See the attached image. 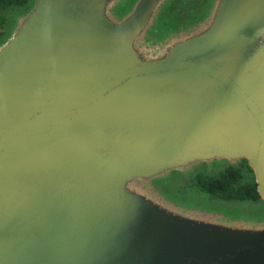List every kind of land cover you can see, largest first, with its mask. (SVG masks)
<instances>
[{
	"label": "water",
	"instance_id": "95a60500",
	"mask_svg": "<svg viewBox=\"0 0 264 264\" xmlns=\"http://www.w3.org/2000/svg\"><path fill=\"white\" fill-rule=\"evenodd\" d=\"M0 15V264H264V0ZM243 162L258 200L194 187Z\"/></svg>",
	"mask_w": 264,
	"mask_h": 264
},
{
	"label": "trees",
	"instance_id": "16d2710c",
	"mask_svg": "<svg viewBox=\"0 0 264 264\" xmlns=\"http://www.w3.org/2000/svg\"><path fill=\"white\" fill-rule=\"evenodd\" d=\"M25 2L26 0H0V10L11 5H23ZM2 22L0 15V28ZM244 168L252 174L250 179H245ZM194 187L210 197L222 200L256 201L259 199L252 170L245 162L238 169L227 167L213 176H206L200 172L194 178Z\"/></svg>",
	"mask_w": 264,
	"mask_h": 264
},
{
	"label": "rangeland",
	"instance_id": "374dc122",
	"mask_svg": "<svg viewBox=\"0 0 264 264\" xmlns=\"http://www.w3.org/2000/svg\"><path fill=\"white\" fill-rule=\"evenodd\" d=\"M243 174H244V176H245V179H250L251 178V173L247 170V169H245L244 168V170H243Z\"/></svg>",
	"mask_w": 264,
	"mask_h": 264
}]
</instances>
